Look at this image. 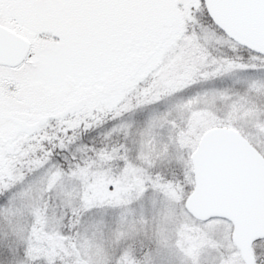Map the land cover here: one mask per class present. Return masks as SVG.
I'll list each match as a JSON object with an SVG mask.
<instances>
[{"label":"snow or ice","instance_id":"6c2138e0","mask_svg":"<svg viewBox=\"0 0 264 264\" xmlns=\"http://www.w3.org/2000/svg\"><path fill=\"white\" fill-rule=\"evenodd\" d=\"M0 264H264V0H0Z\"/></svg>","mask_w":264,"mask_h":264}]
</instances>
